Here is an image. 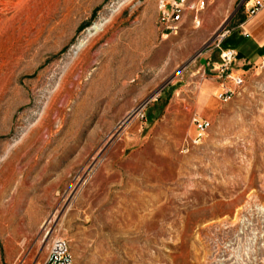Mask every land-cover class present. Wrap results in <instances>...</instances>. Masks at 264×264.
I'll list each match as a JSON object with an SVG mask.
<instances>
[{"label":"rangeland","instance_id":"rangeland-1","mask_svg":"<svg viewBox=\"0 0 264 264\" xmlns=\"http://www.w3.org/2000/svg\"><path fill=\"white\" fill-rule=\"evenodd\" d=\"M159 1L0 0V264H264V62L218 73L249 0L168 37Z\"/></svg>","mask_w":264,"mask_h":264},{"label":"built area","instance_id":"built-area-1","mask_svg":"<svg viewBox=\"0 0 264 264\" xmlns=\"http://www.w3.org/2000/svg\"><path fill=\"white\" fill-rule=\"evenodd\" d=\"M215 0H160L158 5V24L162 29L163 37L178 35L185 22L191 18L195 27H200L201 15ZM244 20L241 26L248 20L255 18L264 10V0H249L245 6ZM230 32L224 33L218 38L219 44L228 36ZM236 58L232 51L221 54V66L218 69L220 78L230 80V87L224 89L220 98L230 101L234 97L235 89L242 87L244 81L240 77H231V65ZM196 127V138L194 143H199L205 132L209 128V123L199 119L194 120ZM42 264H75L68 242L62 238L52 241L50 249Z\"/></svg>","mask_w":264,"mask_h":264},{"label":"crops","instance_id":"crops-1","mask_svg":"<svg viewBox=\"0 0 264 264\" xmlns=\"http://www.w3.org/2000/svg\"><path fill=\"white\" fill-rule=\"evenodd\" d=\"M219 49V55L226 51H232L236 54L234 61V66L236 67L242 68L244 66L257 65L258 63L264 62V10L255 18L246 21L242 26L240 24L234 29ZM231 73L235 75L244 73V71L242 69L232 70L231 68ZM182 99L183 95L181 94V97H178L171 105L170 115L172 117L177 114L176 111ZM217 104L218 101L214 92H200L197 94L191 108L196 115L206 116L205 111L207 109H214ZM184 118L191 132L193 126L189 124L190 112L186 113Z\"/></svg>","mask_w":264,"mask_h":264},{"label":"bare ground","instance_id":"bare-ground-1","mask_svg":"<svg viewBox=\"0 0 264 264\" xmlns=\"http://www.w3.org/2000/svg\"><path fill=\"white\" fill-rule=\"evenodd\" d=\"M94 30H98L99 28L96 26L93 28ZM78 124V123H77ZM76 126V125H75ZM120 259V258H119ZM120 261V260H119ZM121 264H132L131 260H127L126 257L121 259Z\"/></svg>","mask_w":264,"mask_h":264},{"label":"water","instance_id":"water-1","mask_svg":"<svg viewBox=\"0 0 264 264\" xmlns=\"http://www.w3.org/2000/svg\"><path fill=\"white\" fill-rule=\"evenodd\" d=\"M203 65H207V62L205 60L202 61Z\"/></svg>","mask_w":264,"mask_h":264}]
</instances>
